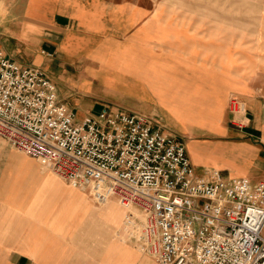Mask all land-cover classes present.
<instances>
[{"label": "crops", "instance_id": "crops-1", "mask_svg": "<svg viewBox=\"0 0 264 264\" xmlns=\"http://www.w3.org/2000/svg\"><path fill=\"white\" fill-rule=\"evenodd\" d=\"M244 2L258 8L256 34L250 15L246 28H215L214 0H0V49L42 67L74 115L108 105L145 114L163 132L169 122L191 136L203 131L214 140L179 137L197 174L258 181L264 0ZM232 95L244 118L230 113ZM122 96L130 109L115 103ZM227 113L234 126L224 124ZM110 201L96 203L0 142V264H157L128 236L129 210Z\"/></svg>", "mask_w": 264, "mask_h": 264}, {"label": "built area", "instance_id": "built-area-1", "mask_svg": "<svg viewBox=\"0 0 264 264\" xmlns=\"http://www.w3.org/2000/svg\"><path fill=\"white\" fill-rule=\"evenodd\" d=\"M229 110L245 111L236 95ZM0 137L129 210L128 236L157 264H264V178L197 174L184 141L142 113L106 105L77 121L42 67L1 49Z\"/></svg>", "mask_w": 264, "mask_h": 264}, {"label": "rangeland", "instance_id": "rangeland-1", "mask_svg": "<svg viewBox=\"0 0 264 264\" xmlns=\"http://www.w3.org/2000/svg\"><path fill=\"white\" fill-rule=\"evenodd\" d=\"M254 10H256V12H254ZM258 8L252 6V5H248L244 2V0H214V20H215V28L218 29H227L229 27H233L235 29H242V28H246L244 27V22L243 19L246 16L250 15V19H251V25L250 28L252 30V33L256 34L257 33V29H258ZM227 23H230V25H227ZM233 23V24H232ZM246 25V24H245ZM248 28V27H247ZM252 46L255 47L254 51H257L256 48L258 47V41L257 38L252 39ZM122 98V99H121ZM120 99L118 100L117 103L118 105H122L124 107H126L127 109H130V107L133 106V101L131 99L130 96H122ZM100 102H102V100H100ZM238 117L240 118H244V113L242 111H239L236 113ZM84 117V112L78 108L75 107V118L77 121H80L82 118ZM183 119V117H180ZM231 115L225 116L224 119V124H229V126H234L235 123L231 122ZM238 122V121H236ZM165 133H169L171 135H174L176 137H181L183 138V140L185 142L195 139V140H214V135L211 134H204L203 131L197 130L195 129L196 132L195 134L188 135V134H184L182 132H180L178 126H176L173 122H169L167 128L164 130ZM191 138V139H190ZM0 142H4V140L0 137ZM16 152L21 153L22 155L24 154L21 151H18L16 149H14ZM261 154L260 157H257L258 161H264V150H261ZM25 155V154H24ZM225 174H229V172L227 171V173ZM253 176H255L256 178H260L263 175H258L260 174L258 171H254L252 172ZM93 198V197H92ZM95 201V200H94ZM115 202L117 203V201L115 200ZM118 204V203H117ZM119 205V204H118ZM119 207L121 209H125L124 207H122L121 205H119ZM130 209H135V208H130ZM127 234H128V230H127ZM261 235L264 236V228L261 231Z\"/></svg>", "mask_w": 264, "mask_h": 264}, {"label": "bare ground", "instance_id": "bare-ground-1", "mask_svg": "<svg viewBox=\"0 0 264 264\" xmlns=\"http://www.w3.org/2000/svg\"><path fill=\"white\" fill-rule=\"evenodd\" d=\"M109 202H111L110 200H108L107 202H105V204L104 205H107V204H109ZM115 204H117L116 202H115ZM118 205V204H117ZM119 206V205H118ZM115 209V208H114Z\"/></svg>", "mask_w": 264, "mask_h": 264}]
</instances>
